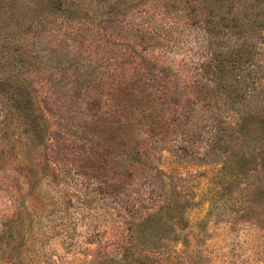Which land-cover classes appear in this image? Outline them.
Here are the masks:
<instances>
[{
	"label": "rangeland",
	"instance_id": "374dc122",
	"mask_svg": "<svg viewBox=\"0 0 264 264\" xmlns=\"http://www.w3.org/2000/svg\"><path fill=\"white\" fill-rule=\"evenodd\" d=\"M0 77V264H264V0H0Z\"/></svg>",
	"mask_w": 264,
	"mask_h": 264
},
{
	"label": "trees",
	"instance_id": "16d2710c",
	"mask_svg": "<svg viewBox=\"0 0 264 264\" xmlns=\"http://www.w3.org/2000/svg\"><path fill=\"white\" fill-rule=\"evenodd\" d=\"M239 50V49H238ZM216 50H213V66L216 69H219V71H222V69L225 66V61L227 58V55L225 53H218L217 55H215ZM240 52V50H239ZM238 51L236 52L237 56L238 54H240ZM223 55V56H222ZM24 85L27 86V88H29V86H31L29 84V81H27L26 79H22ZM8 86L9 90H6L4 92H8V98H7V102L3 101V104L6 105V108L8 109V104H10L11 100H14L13 96L11 95V93H16L17 95L21 96V100L18 101V105L17 108H20L23 111V115L27 120H32L29 122H33L34 123V127H35V133L37 135V137L40 140H43V137H45V135L48 134L47 130L44 132L43 134V127H45L47 125L48 119L45 115V113L43 112V110L37 106L36 110L34 109V113L33 111H31V109L33 108V103L37 102V96L35 93V90L32 89L27 90V88L19 86L20 84L18 83H11L9 81V78L6 77H0V88L1 86ZM11 92V93H10ZM4 94L0 92V95ZM258 121L255 122H247L246 120L243 122V124L241 125V133L243 134V136H245V138L250 139L252 138L255 141L261 140L263 138V127H264V118H259L255 119ZM261 120V121H260ZM32 123V124H33ZM238 154V153H237ZM251 162L246 158V154H243L242 156H239V154L235 157L232 156V158L230 159L229 165L227 166V171L226 174L227 175H231L234 176L235 174L237 175H245L247 172H249L251 170V168H249L247 166V163ZM252 162H255V159L252 160ZM252 166L254 164H251ZM166 212L171 211L172 210V204H169L165 207ZM162 210H164V208H162ZM180 213H178V216L175 217L174 220H171L170 218L167 219V221L165 222L166 224H169V228L170 230H175L174 232H180L183 233V231H185L189 224L190 221L187 219L185 212H181L179 210ZM157 214L153 215L156 216ZM158 216V215H157ZM151 217V216H149ZM176 220V221H175ZM154 221V219L152 220ZM141 224H145V223H141ZM181 235H176L174 239H172V241H177L178 239H180ZM167 239H171L169 237H167ZM185 240V239H183ZM147 250L149 252H156V248L157 246H161L159 243L157 245V241H147ZM166 247V246H164ZM168 247V245H167ZM145 263V262H142Z\"/></svg>",
	"mask_w": 264,
	"mask_h": 264
}]
</instances>
